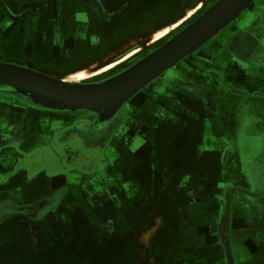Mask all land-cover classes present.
Segmentation results:
<instances>
[{"label":"flooded vegetation","instance_id":"obj_1","mask_svg":"<svg viewBox=\"0 0 264 264\" xmlns=\"http://www.w3.org/2000/svg\"><path fill=\"white\" fill-rule=\"evenodd\" d=\"M259 5L260 3H256L252 12L245 11L234 22L235 27L228 32L226 40L228 47L241 45L248 49L264 44L263 38L256 34L257 29L264 28V4ZM210 6L211 4L206 8ZM30 23L31 18L26 19L21 13L17 14L8 9L2 15L0 13V33L8 35L18 29L23 37H19L17 41L9 35L0 37V50L11 49L15 45L26 46L23 40L26 30H30ZM40 24L43 29L35 35L36 44L27 46L41 47L44 51L51 48L50 51L55 52V25L50 21L45 24L41 20ZM48 31L52 32V43H47ZM140 45L142 44L134 45L133 49L116 55L104 65L93 67L92 69L101 67L94 75L101 74V78L84 82L100 83L110 79L154 51L160 44L155 47L147 45V50L136 53L123 63V67L119 66L121 68L114 72H109L114 68L104 71L106 65L119 61ZM73 48L76 50L75 45ZM233 55L230 53L231 58H234ZM0 62H6L1 54ZM16 65L30 68L23 63ZM44 73L56 78L52 74ZM67 77H71V74L56 79ZM195 90L209 107V102L202 96L200 89ZM148 99L151 100L150 95ZM138 101V98L132 97L115 117L100 121L95 113L88 111L69 115L44 111L45 108L35 105L28 97L19 96L6 87H0V106L16 107L18 120L24 124L11 126L7 133H0V153L4 149H12L9 157H17L18 171H21L22 164L26 162L34 170L33 173H38L40 169L47 170L51 175L50 184L55 185L64 177L69 180V176H74L73 180H70L74 185L72 188L71 184L67 183L54 189L40 202L18 208H13L11 203L0 202V207L5 206L0 210V228L4 226L1 224L5 216L15 214L24 215L29 221L41 220L60 204L67 192L82 193L77 201L74 198V201L70 200L75 204L72 208H66L60 215L59 230H50L48 241L36 243L35 229L30 223L13 220L4 226L5 232L0 230V263L5 256V261L9 259L11 264H15L16 255L23 253L28 255L32 264H45L44 258L53 253L56 255L59 250L69 248L68 246L71 251L66 258L75 260L77 264H80L77 255L80 247L85 250L98 247L106 251L112 249L116 257L121 255L124 264H144L149 255L159 258V254L165 259V262L160 264L251 262L253 257L250 252L254 249L246 247L248 243L244 242V235L248 230L255 233L264 227V189L261 193H256L258 190L252 183L246 189H234L233 186L226 185L227 176L234 170L236 172L234 161L231 162L232 167L231 163L224 165V161H228L227 158L233 159L230 156L232 138L228 135L222 138L221 142L226 144V151L219 153L211 146L208 150L200 149L201 132L198 134L192 130L172 129L161 134L160 127H156L160 124L153 121L148 126L142 124L135 127V123L129 125L134 121L132 118H137L130 106L138 105ZM22 114L24 115L21 117ZM47 120L50 124L48 137L41 141L45 144L28 153L22 152L21 148L28 139V126L34 123L42 124ZM53 121L62 123L53 125ZM244 124H248L247 121ZM190 127L191 125L187 126V129ZM46 128L43 126L40 130L46 132ZM262 138L264 136L261 135L253 137L252 142L259 143ZM236 141L241 142V136L238 135ZM140 144L143 146L139 147V152L133 151L134 147ZM240 150L237 148V158L244 162L252 161L260 171V177H263L264 146H258L253 151L245 147L243 152L241 148ZM258 181L263 184V181ZM140 189L143 194L134 196L132 200L131 194ZM128 191L129 195L126 194ZM235 193L253 200L257 212H246L244 205L236 201L239 196ZM217 198L220 200L217 201ZM199 204L209 213L218 208L221 210L220 213L216 212L215 216L211 215L210 224L202 227L190 218L189 212L187 213L192 206ZM237 205L240 216L234 218ZM9 206L11 209L7 208ZM84 208H87L88 212H85ZM90 209L92 213L89 212ZM202 212L203 210L199 213ZM205 213L204 215H207V212ZM246 222L250 223L249 227L242 225ZM207 231H210L209 234ZM149 232H152L151 236L148 235ZM22 249L25 251L18 252ZM243 252L246 254H242Z\"/></svg>","mask_w":264,"mask_h":264},{"label":"crops","instance_id":"obj_2","mask_svg":"<svg viewBox=\"0 0 264 264\" xmlns=\"http://www.w3.org/2000/svg\"><path fill=\"white\" fill-rule=\"evenodd\" d=\"M213 2L215 1L0 0V13L2 15L8 9L17 14L21 13L26 19L31 18L30 30H26L23 40V44L26 46L36 44L35 35L43 29L40 20L44 22V19H48L56 27V53L61 60L65 64H69V62L81 58L91 61V66L96 67L104 65L116 55L149 39H154V43L162 41L160 45L164 44L187 26L184 23L188 19L197 13L199 14L196 18L200 16L207 5ZM256 3L262 5L264 0H254L246 11L252 12ZM181 25L182 27L178 29ZM234 27L233 22L202 48L137 93L134 98L139 99L138 105L130 106L137 118H132L134 121L128 123L129 125L135 123V127H140L142 124L148 126L153 121L160 124L156 127H160L161 134L163 131L172 129L192 130L197 131L198 134L201 132L200 149L208 150L211 146L219 153L226 151V144L221 142L222 138L226 135L230 136L233 140L230 144V156L233 159L227 158L228 161L227 163L224 161V165H229L234 161L233 167L236 168V172L234 170L227 176L226 185L233 186L234 189H246L252 183L258 190L256 193H261V190L264 189V175L260 177V171L255 165L251 166L248 160L244 162L236 155L238 154L237 148L239 150L241 148L243 152V147L251 148L253 151L258 146H264V138L259 143L252 142L253 137L264 136V44L248 49L241 45L228 47L226 42L228 32ZM47 33H49L47 43H52L51 39L53 38H50L52 32L48 31ZM256 34L263 38L264 42V28L257 29ZM74 45L76 50L73 48ZM139 50H141L140 47L124 55L119 61L106 65L108 69L105 68V72L122 66ZM230 53L234 54V58L230 57ZM80 73H85V76L91 75V70L73 73L71 77H77ZM59 80L72 82L65 78ZM195 89H200L202 96L204 95L209 102V107L204 104L203 99H200L201 95ZM148 95L153 101L148 99ZM48 110L57 112L59 115L80 112L51 109L44 111ZM17 114L16 107L0 106V133H7L9 127L23 124L21 120H18ZM245 121L248 124H244ZM43 123H34V125L28 126V139L21 148L22 152L28 153L45 144L41 141L48 137L50 124L48 120ZM60 123L62 122L55 121L52 124ZM190 125V129H187V126ZM43 126L47 127L46 132L40 130ZM238 135L241 136V142L236 141ZM210 140L213 142H209ZM141 146L143 144L132 149L139 152ZM12 152V149L7 148L0 153V202L11 203L13 208H18L40 202L54 189L67 183L71 184V188L74 186L70 181L73 180V175L69 176V180L64 177L59 183L50 184L49 177L51 175L48 174L49 172L40 169L37 171L38 173H33L34 170L30 168L28 162L23 163L21 171H18L16 169L17 157H9ZM230 166L232 167V163ZM258 180L263 181V184ZM141 193L143 194L141 189L134 191L131 194V199L134 200V196H139ZM80 194L82 193L78 191H72L69 194L67 192L60 204L41 220L29 221L24 215L13 214L5 216L1 225L6 226L13 220L30 223L35 229L36 243H42L47 240V237L49 238L50 230L52 231L53 228L59 230L60 215L66 208H72L75 203L70 200L74 198L77 201ZM126 194L129 195V191ZM108 195L111 196L110 193ZM236 196H239L238 202L244 205L246 212L254 210L257 212V208L253 206V200L246 198L243 194H236ZM220 205L221 209L222 205ZM203 207L199 204L187 210V213L189 212L191 215L190 218L196 220L200 227L210 224L211 215L215 216L216 212L220 213L221 211L218 208V210L209 213ZM4 208L5 206L0 207V210ZM7 208L11 209L10 206ZM87 208H84L85 212H88ZM202 210L203 212L199 213ZM89 212L92 213L91 209ZM205 212L207 215H204ZM242 225L249 227L250 223L246 222ZM4 226L0 228L3 232H5ZM207 232L209 234L210 231Z\"/></svg>","mask_w":264,"mask_h":264},{"label":"water","instance_id":"obj_3","mask_svg":"<svg viewBox=\"0 0 264 264\" xmlns=\"http://www.w3.org/2000/svg\"><path fill=\"white\" fill-rule=\"evenodd\" d=\"M253 1H215L164 44L103 82H65L27 67L0 62V87L28 97L46 109L88 111L95 113L100 121H108L143 88L235 22Z\"/></svg>","mask_w":264,"mask_h":264},{"label":"rangeland","instance_id":"obj_4","mask_svg":"<svg viewBox=\"0 0 264 264\" xmlns=\"http://www.w3.org/2000/svg\"><path fill=\"white\" fill-rule=\"evenodd\" d=\"M198 14L199 13L193 15L184 24H187V25H188V23L190 24L194 18L196 19V16ZM44 22H45V24H47V23H49V20L44 19ZM181 27H182V25L178 29H180ZM15 31L16 32H14V31L10 32L8 35L13 39L15 38L14 40H16V41L19 39V37L23 38L21 36V34H19L18 29H16ZM8 35H6V34L2 35V33H0V37H4V36H8ZM153 40L154 39H149L146 42L142 43V45L144 47L142 45H140V48H141V46H142V48L137 53L140 54V53L144 52L145 50H147V48H148L147 45L155 47V46H158L160 44V42H162V41H160V42L154 43ZM131 48H133V47H130L129 49H131ZM50 49L51 48H47L44 51V49L41 47L31 48L28 46L23 47L20 45H15L11 49L0 50V54L5 59V61L7 63H13V64L23 63L24 65H27L30 68H33L34 70H37L39 72H43V73L46 72V73L52 74L56 78L65 77V76H68L70 74L81 72L84 70H91V75H86V77L89 76L87 79H83V78L81 79L78 77H67V78H65L67 80H71L72 83H80V82L83 83L84 81H90V80H93L95 78H101V76H102L101 74H99L98 76H94L95 75L94 73L99 71V69H101V67L100 68L97 67L96 69H92L93 67L91 66V61H87V60L79 58L77 60L69 62V64H65V62L63 60H61V58L58 56V53H56V51L51 52ZM57 51H58V49H57ZM121 67H123V66H121ZM121 67L114 68L112 71H109V72H114V71L120 69ZM109 72H107V73H109ZM102 74L104 75L105 73H102ZM86 83H88V82H86ZM249 158H251V155H249ZM253 160H255V157L253 158ZM249 164L251 166H252V164L254 165V163L252 161L249 162ZM236 201H238V200L236 199ZM239 213L240 212H239L238 205H237V208L234 211L233 217L235 218V217L240 216ZM244 236L246 237L244 239V242L246 244L248 243V245H246V247L248 249H250V248L252 250L254 249V251L250 252V253H252L253 259L251 260V262L248 260L249 263L246 262V264H264V227L262 229L256 231L255 233L253 231L248 230L247 234H245ZM68 247L71 248L70 246H68ZM69 248L65 247V248L59 250V253H56V255H55V253L48 255V257L44 258L43 263H45V264H77V262L75 260H69L68 258H66V256L71 251V249H69ZM21 251H25V249H22L18 252H21ZM104 252H107V253L105 254ZM113 252H115V251L112 249H109L108 251H106V250L100 249L99 247H98V249L89 248V250H85L84 248L80 247V248H78L77 255H78V260H79L80 264H124L125 262H124V260L121 259L122 258L121 255L119 254L116 257V255H114ZM242 254H246V252H243ZM16 256L17 257L15 259L17 261L15 262V264H32V262L28 259L29 258L28 255L23 254V253H18ZM161 256L162 255L159 254L158 255L159 258H157V257L153 258L152 256L149 255L148 258L146 259V261H144V264L164 263L165 259H163ZM4 257H2L0 264H11V262H9L10 260L8 259L5 261ZM38 264H41V263H38Z\"/></svg>","mask_w":264,"mask_h":264},{"label":"bare ground","instance_id":"obj_5","mask_svg":"<svg viewBox=\"0 0 264 264\" xmlns=\"http://www.w3.org/2000/svg\"><path fill=\"white\" fill-rule=\"evenodd\" d=\"M162 37H163V36H162ZM126 58H127V57H126ZM114 65H115V64H114ZM114 65H113V66H114ZM106 69H108V68H106ZM106 69H105V70H106ZM105 70H104V71H105ZM99 73H100V72H99ZM96 74H97V73H96ZM77 77L82 79V78H85L86 76H85V73H80V74L77 75ZM88 77H89V76H88ZM90 78H91V77H90ZM154 230H155V228H154ZM150 234H152V232H149L148 235L150 236Z\"/></svg>","mask_w":264,"mask_h":264}]
</instances>
